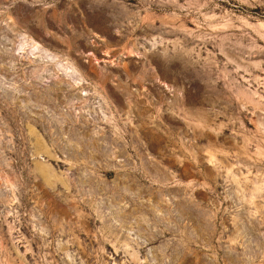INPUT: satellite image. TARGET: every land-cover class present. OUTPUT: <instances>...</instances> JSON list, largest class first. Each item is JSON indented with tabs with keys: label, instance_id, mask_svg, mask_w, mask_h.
Here are the masks:
<instances>
[{
	"label": "rangeland",
	"instance_id": "374dc122",
	"mask_svg": "<svg viewBox=\"0 0 264 264\" xmlns=\"http://www.w3.org/2000/svg\"><path fill=\"white\" fill-rule=\"evenodd\" d=\"M0 264H264V0H0Z\"/></svg>",
	"mask_w": 264,
	"mask_h": 264
}]
</instances>
